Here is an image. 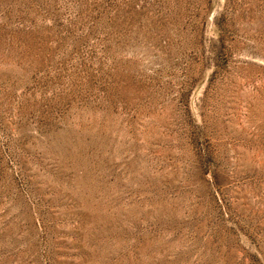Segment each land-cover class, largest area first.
<instances>
[{
  "label": "rangeland",
  "instance_id": "374dc122",
  "mask_svg": "<svg viewBox=\"0 0 264 264\" xmlns=\"http://www.w3.org/2000/svg\"><path fill=\"white\" fill-rule=\"evenodd\" d=\"M0 264H264V0H0Z\"/></svg>",
  "mask_w": 264,
  "mask_h": 264
}]
</instances>
